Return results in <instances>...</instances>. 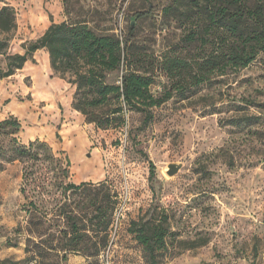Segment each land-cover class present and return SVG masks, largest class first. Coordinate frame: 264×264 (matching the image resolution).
Wrapping results in <instances>:
<instances>
[{
    "label": "rangeland",
    "instance_id": "1",
    "mask_svg": "<svg viewBox=\"0 0 264 264\" xmlns=\"http://www.w3.org/2000/svg\"><path fill=\"white\" fill-rule=\"evenodd\" d=\"M168 1L8 0L18 24L10 52H23L22 44L40 37L52 23L86 20L97 33L121 37L135 24L139 42L158 56L180 34L174 23L163 21ZM34 58L0 82V120L21 121L15 134L20 143L39 139L55 157L69 156L64 182H105L96 187L100 196L109 193L123 211L100 254L71 250L62 260L68 242L60 235L66 227L60 208L67 201L78 216L87 210L88 217L92 208L84 206L87 202L78 193L67 191L70 198L65 199L50 160L39 170L28 162L10 161V136L0 133V259L23 260L29 243L42 253L29 264H146V253L129 227L141 214L148 219L157 211L167 213L178 232L168 239L160 264H264V146L248 129L222 123L238 114V105L244 108L239 113L262 115L264 107L258 104H264V53L226 83L202 85L191 95H177L154 108L147 126L141 113L127 112L121 129L87 123L72 106L75 87L54 73L47 50H38ZM0 65H5L2 55ZM116 79L117 74L110 78ZM166 82L165 76H157L153 91L159 92ZM224 145L234 155L232 166L226 163L229 155L218 153ZM174 162L182 167L169 175ZM24 176L37 178L26 182ZM28 210L39 212L34 221L42 211L48 213L44 227L27 231ZM89 233L91 238L79 247L93 251L99 237ZM203 240L207 243L197 245Z\"/></svg>",
    "mask_w": 264,
    "mask_h": 264
},
{
    "label": "trees",
    "instance_id": "2",
    "mask_svg": "<svg viewBox=\"0 0 264 264\" xmlns=\"http://www.w3.org/2000/svg\"><path fill=\"white\" fill-rule=\"evenodd\" d=\"M163 21L167 25L174 23L180 34L177 42L158 56L139 42L135 24L131 23L128 34L121 37L116 32L97 33L86 20L52 23L40 37L23 43V52L13 53L10 45L18 27L17 12L8 0H0V55L5 58V65H0V82L23 69L28 61L35 62V52L45 49L54 73L75 87L72 106L86 122L101 129H121L126 125L127 112L141 113L142 125L147 126L154 119V108L177 95H191L202 85L226 83L229 77L236 76L264 53V0H169L163 8ZM113 74H117L115 81L110 80ZM159 75L165 76L167 82L155 93L153 86ZM258 105L264 107V104ZM237 107L238 114L222 123L238 130L248 129L264 146V110H260L262 115L243 114L239 113L243 106ZM21 128L17 117L0 120V133L10 136L8 159L28 162L37 169L50 160L54 174L61 179L65 199L70 198L67 191L72 195L78 193L87 202L84 206L92 208L91 217L87 210L84 216H78L67 201L60 208L58 215L66 222L60 235L68 242L61 259H67V252L71 250L88 256L100 254L109 242L110 227L120 204H115L109 193L100 196L96 187L105 182L99 185L92 181L64 182L70 172L69 156L55 157L52 148L39 139L20 143L15 134ZM218 153L229 155L226 163L234 164L229 145L221 146ZM151 166L153 169V163ZM37 177L24 176V179L29 182ZM38 213L28 210L29 233L44 227L49 220L48 213L42 211L38 221H34ZM90 230L99 237L93 251L84 245L79 247L81 241L91 238ZM129 231L142 245L146 264H160L161 256L168 249V239L178 235L172 229L170 216L157 211L148 219L141 214L131 222ZM205 243L207 240L197 245ZM26 253L19 262L0 259V264H29L42 256L29 243Z\"/></svg>",
    "mask_w": 264,
    "mask_h": 264
},
{
    "label": "water",
    "instance_id": "3",
    "mask_svg": "<svg viewBox=\"0 0 264 264\" xmlns=\"http://www.w3.org/2000/svg\"><path fill=\"white\" fill-rule=\"evenodd\" d=\"M182 167V164L181 163H171L169 164L168 166V174L169 175H175L176 173L179 172L180 168Z\"/></svg>",
    "mask_w": 264,
    "mask_h": 264
},
{
    "label": "built area",
    "instance_id": "4",
    "mask_svg": "<svg viewBox=\"0 0 264 264\" xmlns=\"http://www.w3.org/2000/svg\"><path fill=\"white\" fill-rule=\"evenodd\" d=\"M123 208H118V212H117V219L120 217V215L122 214V210Z\"/></svg>",
    "mask_w": 264,
    "mask_h": 264
}]
</instances>
